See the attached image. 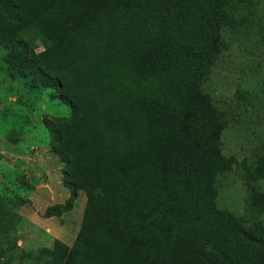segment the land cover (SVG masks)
<instances>
[{
    "label": "trees",
    "instance_id": "1",
    "mask_svg": "<svg viewBox=\"0 0 264 264\" xmlns=\"http://www.w3.org/2000/svg\"><path fill=\"white\" fill-rule=\"evenodd\" d=\"M0 16L5 71L54 90L71 113L42 123L74 178L66 186L87 194L79 264L93 209L107 264H176L182 249L201 264H264V231L236 220L231 235L218 230L230 248L212 254L198 240L216 215L232 219L214 204L228 117L202 88L235 26L230 0H0ZM8 235L3 226L6 257ZM45 251L37 264H49Z\"/></svg>",
    "mask_w": 264,
    "mask_h": 264
},
{
    "label": "rangeland",
    "instance_id": "2",
    "mask_svg": "<svg viewBox=\"0 0 264 264\" xmlns=\"http://www.w3.org/2000/svg\"><path fill=\"white\" fill-rule=\"evenodd\" d=\"M230 6L235 26L226 34L225 46L202 86L228 117L218 142L230 167L217 180L214 204L232 219L216 215L220 222L197 229L198 240L208 236L212 254L230 248L231 241L218 231L223 227L227 236L233 232L229 226L237 223L249 232L264 231V0H230ZM20 38L27 40L24 35ZM31 45L36 54L43 51L40 34ZM5 53L0 47V229L5 226L9 231V247L14 248L7 257L0 254V264H37L47 252L43 250L51 252L49 264H79L81 254L72 247L82 237L87 194L84 188L72 193L66 186L74 178L66 175L69 166L50 150L42 123L68 119L70 110L54 90L38 84L32 88L30 77L5 71ZM32 193L40 195L41 202L35 204L29 198ZM31 214L33 219L26 220ZM51 226L57 231L48 234ZM100 226L93 209L86 231L89 240L84 242L90 251L88 264L109 261L110 256L103 259L107 250ZM56 241L63 249L55 248ZM55 249L59 251H51ZM175 263L201 264L185 249L176 253Z\"/></svg>",
    "mask_w": 264,
    "mask_h": 264
},
{
    "label": "crops",
    "instance_id": "3",
    "mask_svg": "<svg viewBox=\"0 0 264 264\" xmlns=\"http://www.w3.org/2000/svg\"><path fill=\"white\" fill-rule=\"evenodd\" d=\"M29 198L33 199L34 202H35V204H38L39 202H41V196H40V195H37V193H32V194L30 195ZM29 210H30V209H29ZM30 212H31V210H30ZM33 216H36V215H33ZM35 218H36V217H35ZM31 219H33L32 214H31L30 217H28V219H26V220H31ZM41 225H43V224H41ZM47 229H48V228H47ZM52 231L56 232V231H57V228H55L54 226H51V228H49V230H48V234H49L50 232H52ZM54 238H56V237H54Z\"/></svg>",
    "mask_w": 264,
    "mask_h": 264
}]
</instances>
